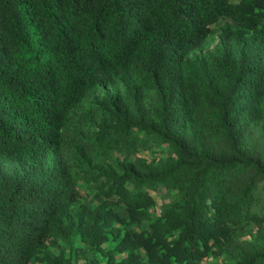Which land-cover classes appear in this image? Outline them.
<instances>
[{
  "label": "trees",
  "instance_id": "obj_1",
  "mask_svg": "<svg viewBox=\"0 0 264 264\" xmlns=\"http://www.w3.org/2000/svg\"><path fill=\"white\" fill-rule=\"evenodd\" d=\"M262 123L264 0H0V264H264Z\"/></svg>",
  "mask_w": 264,
  "mask_h": 264
},
{
  "label": "rangeland",
  "instance_id": "obj_2",
  "mask_svg": "<svg viewBox=\"0 0 264 264\" xmlns=\"http://www.w3.org/2000/svg\"><path fill=\"white\" fill-rule=\"evenodd\" d=\"M218 37L219 36H215L210 41L209 47L205 51V53H211L217 48L219 43ZM107 101L108 100H106L105 97L101 95L97 98L91 99L89 101V105L97 108L100 112L103 111L102 114H105L108 110L103 109L102 107L108 103ZM110 118L111 117L105 119L104 116L102 115V117H100L98 122L93 125V128L99 132L101 127L105 126L107 122L110 121ZM205 142L207 143V146H209L210 148H212L217 152H224L225 150V143L220 138L206 137ZM243 149L245 151L254 152L256 156H259L264 160V123H262L260 126H257L255 128H250L244 133ZM168 155H169V148L167 146L149 148L144 145L138 150L136 155H130L123 151L108 152L104 150L100 154H98L97 158H95V163L92 166H94V168H96L97 170H101L103 168L120 169L124 166H128L129 168L130 167L132 168L134 166H137L139 168H142L143 169L142 172H144L148 169V167H155L159 162V160L166 159ZM136 170L138 169L135 168L134 171ZM79 188L83 196H86L85 199L88 202H90L93 206H97L103 201V196H98L97 190L91 187V185H89L88 183L83 181L80 182ZM153 194L157 199L156 207L153 208V212L156 214L159 211L160 206L163 207V205L165 206L166 204H169L168 200L164 202L165 200L162 199L165 195H169V193L165 187H161L158 194L156 193ZM168 198L169 199L171 198V194L168 196ZM116 210L122 216L128 217V212L125 206H118L116 207ZM125 229L130 232H135L136 230H138V226L135 225L127 226ZM246 240H248V237L246 238ZM110 245L111 243L109 244V246ZM200 264H224V263L216 256H211L201 260Z\"/></svg>",
  "mask_w": 264,
  "mask_h": 264
}]
</instances>
